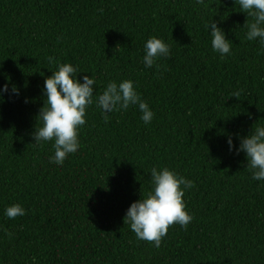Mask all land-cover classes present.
I'll list each match as a JSON object with an SVG mask.
<instances>
[{
	"label": "trees",
	"instance_id": "trees-1",
	"mask_svg": "<svg viewBox=\"0 0 264 264\" xmlns=\"http://www.w3.org/2000/svg\"><path fill=\"white\" fill-rule=\"evenodd\" d=\"M212 19L232 45L223 58ZM252 20L238 0H0V264H264V180L236 152L264 127V42L246 39ZM150 37L170 47L159 69L143 63ZM64 63L95 80L94 101L132 80L152 121L132 105L106 123L94 102L79 149L50 162L54 141L32 133L44 80ZM153 167L194 183L183 197L192 221L171 226L159 248L124 222L152 191ZM13 204L25 215L8 218Z\"/></svg>",
	"mask_w": 264,
	"mask_h": 264
},
{
	"label": "clouds",
	"instance_id": "clouds-1",
	"mask_svg": "<svg viewBox=\"0 0 264 264\" xmlns=\"http://www.w3.org/2000/svg\"><path fill=\"white\" fill-rule=\"evenodd\" d=\"M234 2V0H233ZM197 4H203L204 0H196ZM241 12L252 17V22L244 23L248 31L246 39L249 41L260 38L264 42V0H238ZM211 33V45L214 51L221 57L231 51L230 40L226 39L224 31L217 26L212 19L207 25ZM143 63L151 68L160 57H168L170 47L162 39L150 37L145 45ZM49 64L54 62L53 57H48ZM79 72L71 64L58 65V70L44 80L45 100L36 116L42 122V126L35 127L32 133L34 143L54 141V155L50 162L62 165L69 154L75 153L79 147V128L86 121V109L94 102L101 109L105 122L110 119L109 114L127 110L130 106H138L142 113L141 119L145 124L152 121L154 113L148 104L141 99L136 91L133 81L125 79L119 84L109 82L102 94L95 97V80L89 75L82 77L83 83L77 79ZM8 85L0 88V102L3 101V93L8 92ZM13 94L18 95L19 90L13 86ZM240 92L232 94L236 99ZM229 150H232V138L228 137ZM244 152L247 159V168L251 170L253 180H264V127H257L251 134L240 138L239 148L236 152ZM153 189L145 198L133 202L127 209L124 222L129 223L130 229L140 240L152 243L159 248L162 238L168 233L171 226L179 224L185 228L193 217L185 210L183 200L184 190L194 187L191 180L178 176L168 168L151 169ZM183 186V188L181 187ZM25 209L20 204H13L6 208V216L10 219L22 217ZM9 235H11L9 233Z\"/></svg>",
	"mask_w": 264,
	"mask_h": 264
}]
</instances>
